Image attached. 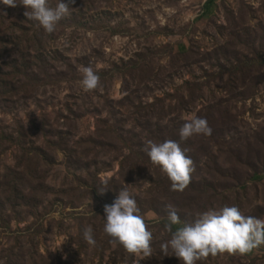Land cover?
Wrapping results in <instances>:
<instances>
[{"label": "rangeland", "instance_id": "obj_1", "mask_svg": "<svg viewBox=\"0 0 264 264\" xmlns=\"http://www.w3.org/2000/svg\"><path fill=\"white\" fill-rule=\"evenodd\" d=\"M208 1L75 0L50 34L20 0L0 4V264H181L161 250L166 205L182 223L226 204L264 219V0ZM84 67L99 77L89 92ZM192 116L211 131L180 140ZM166 139L193 162L183 191L143 150ZM121 188L148 256L103 231ZM197 264H264V251Z\"/></svg>", "mask_w": 264, "mask_h": 264}, {"label": "clouds", "instance_id": "obj_2", "mask_svg": "<svg viewBox=\"0 0 264 264\" xmlns=\"http://www.w3.org/2000/svg\"><path fill=\"white\" fill-rule=\"evenodd\" d=\"M75 0H57L53 7L49 0H20L26 9L24 15L28 20L36 21L46 33H53L57 23L69 16L70 5ZM0 4L16 6L15 0H0ZM80 85L83 91L89 92L98 87L99 77L91 67L80 69ZM210 128L204 118L192 116L179 129L180 140L193 135H207ZM143 150L150 161L165 174L172 191H183L189 184L193 171V162L174 140L144 142ZM151 171V170H150ZM102 194L103 190L98 189ZM171 238L161 245L162 252L168 250L181 261V264H197L209 255L216 256L225 252L245 255L254 249L264 246V219L245 215L237 205H223L209 208L198 213L191 222H181L175 208L166 205ZM104 233L113 243L123 246L130 254L151 253L152 233L146 227L140 214L136 197L127 188H121L111 204L104 205ZM173 225H182L172 231ZM67 239V238H66ZM83 239L93 245L95 240L91 228L83 230Z\"/></svg>", "mask_w": 264, "mask_h": 264}, {"label": "trees", "instance_id": "obj_3", "mask_svg": "<svg viewBox=\"0 0 264 264\" xmlns=\"http://www.w3.org/2000/svg\"><path fill=\"white\" fill-rule=\"evenodd\" d=\"M213 2H214L213 0L208 1V2H207V5L212 4ZM207 5H206V6H207Z\"/></svg>", "mask_w": 264, "mask_h": 264}, {"label": "crops", "instance_id": "obj_4", "mask_svg": "<svg viewBox=\"0 0 264 264\" xmlns=\"http://www.w3.org/2000/svg\"><path fill=\"white\" fill-rule=\"evenodd\" d=\"M260 249H262V251H264V246H261Z\"/></svg>", "mask_w": 264, "mask_h": 264}]
</instances>
